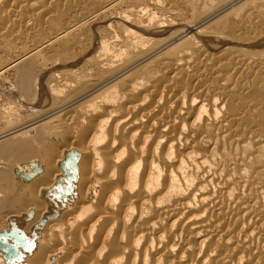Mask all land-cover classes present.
Returning <instances> with one entry per match:
<instances>
[{
  "label": "bare ground",
  "instance_id": "6f19581e",
  "mask_svg": "<svg viewBox=\"0 0 264 264\" xmlns=\"http://www.w3.org/2000/svg\"><path fill=\"white\" fill-rule=\"evenodd\" d=\"M1 41L0 264H264V0H0Z\"/></svg>",
  "mask_w": 264,
  "mask_h": 264
},
{
  "label": "rangeland",
  "instance_id": "374dc122",
  "mask_svg": "<svg viewBox=\"0 0 264 264\" xmlns=\"http://www.w3.org/2000/svg\"><path fill=\"white\" fill-rule=\"evenodd\" d=\"M0 46L4 48V51L0 53V61H4V58L14 61L16 52L10 50L2 41L0 42ZM17 93V82L13 73L0 74V132L7 130L10 125L20 124L29 120L33 115L31 108L20 104Z\"/></svg>",
  "mask_w": 264,
  "mask_h": 264
}]
</instances>
